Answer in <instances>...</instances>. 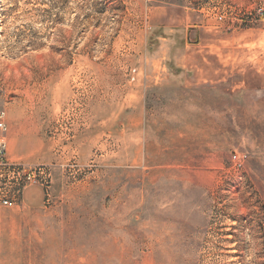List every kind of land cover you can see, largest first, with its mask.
I'll return each mask as SVG.
<instances>
[{
  "label": "rangeland",
  "instance_id": "1",
  "mask_svg": "<svg viewBox=\"0 0 264 264\" xmlns=\"http://www.w3.org/2000/svg\"><path fill=\"white\" fill-rule=\"evenodd\" d=\"M0 108V264H264V0H0Z\"/></svg>",
  "mask_w": 264,
  "mask_h": 264
},
{
  "label": "built area",
  "instance_id": "2",
  "mask_svg": "<svg viewBox=\"0 0 264 264\" xmlns=\"http://www.w3.org/2000/svg\"><path fill=\"white\" fill-rule=\"evenodd\" d=\"M7 135V114L0 108V205L22 204L24 191L29 187L43 189L45 204L48 203L52 169L47 166L32 168L10 163Z\"/></svg>",
  "mask_w": 264,
  "mask_h": 264
},
{
  "label": "crops",
  "instance_id": "3",
  "mask_svg": "<svg viewBox=\"0 0 264 264\" xmlns=\"http://www.w3.org/2000/svg\"><path fill=\"white\" fill-rule=\"evenodd\" d=\"M31 188H39V187H29V188H27L25 191H24V194H23V205H27V203L24 201V196H25V193H26V191H28L29 189H31ZM40 190L42 191V193H43V200H42V205H45V192H44V190L43 189H41L40 188ZM41 203L40 204H37V205H35V206H33V207H39L40 205H41Z\"/></svg>",
  "mask_w": 264,
  "mask_h": 264
}]
</instances>
